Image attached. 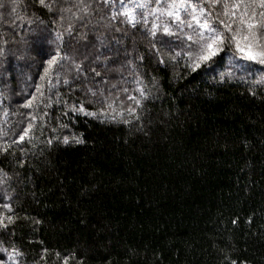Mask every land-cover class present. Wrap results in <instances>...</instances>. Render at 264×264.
<instances>
[{"label":"trees","instance_id":"obj_1","mask_svg":"<svg viewBox=\"0 0 264 264\" xmlns=\"http://www.w3.org/2000/svg\"><path fill=\"white\" fill-rule=\"evenodd\" d=\"M0 3V127L12 128L30 111L22 105L42 83L62 29L37 0H23L15 13L12 0ZM120 27L106 32L102 44L99 33L87 40L74 33L63 50L80 60L101 54L97 71L108 85L134 95L128 61L145 83L154 77L143 129L73 117L71 130L85 142L48 146L42 142L50 129L69 121L55 93L69 103L84 98L63 85L53 88V103L43 109L47 128L43 136L37 129V148L25 146V165L0 156L11 177L0 196L12 197L0 205L11 203L15 219L0 229L7 233L0 239L23 253L21 264H61L65 256L68 264H264V88L250 83L264 65L236 67L227 50L196 71L179 58L158 65L143 26ZM162 38L183 47L175 36L156 40Z\"/></svg>","mask_w":264,"mask_h":264},{"label":"snow or ice","instance_id":"obj_2","mask_svg":"<svg viewBox=\"0 0 264 264\" xmlns=\"http://www.w3.org/2000/svg\"><path fill=\"white\" fill-rule=\"evenodd\" d=\"M38 4L57 18L62 30L55 36L60 44L56 46L54 54L44 62L43 73L40 75L42 83L35 85V92L25 101L22 107L29 112L20 113L24 119L18 121L12 128L0 127V156H12L18 167L26 163L24 156L26 145L37 148L36 135H44L47 128L48 108L53 103L51 90L57 85H63L70 92L83 93V99L75 103L60 99L57 91L55 103L63 105V116L69 117L68 123L57 121V126L50 129L53 135L42 143L51 146L53 142L69 144H83L84 138L71 130L73 117H88L100 123L136 124L139 130L143 129L142 114L144 102L151 96L150 89L155 87V78L148 83L144 82L132 61H128L130 83L136 85L131 94L128 87L108 85V81L97 68L101 66V54L95 56V61L88 55L83 60L77 55L63 50L69 48L73 34L79 40H87L89 33H99L95 40L102 44V37L106 32H121V25L137 29L143 26V34L151 37L149 46L153 58L158 65L179 63L184 60V66L196 71L202 65L212 61L220 53L231 52L230 63L245 69L246 61L249 65H264V0H37ZM23 6V0H12V11ZM0 7H5L0 3ZM167 17V20L164 18ZM19 18V17H18ZM84 29L85 31H80ZM185 29L189 30L186 32ZM139 30V29H138ZM70 40L65 41L64 35ZM158 34L167 37L175 36L181 40L183 47L176 50L169 40H156ZM179 34V35H178ZM76 40V43H79ZM87 48V44L85 45ZM3 49H0V53ZM143 61L144 57H137ZM179 58V59H178ZM87 61V64H85ZM95 62V67L92 64ZM221 80L232 75L231 69L227 73H220ZM99 78V79H97ZM241 79H244L241 77ZM251 85L264 88V74L253 79ZM49 94H45V86ZM80 85L74 87V85ZM252 95L255 92L249 88ZM8 113L5 111L4 116ZM23 125V127H21ZM15 128H21L19 132ZM14 136L15 138H11ZM43 151V149H41ZM19 153V155H17ZM4 161L0 160V164ZM11 177L3 167H0V186L8 184ZM4 201L12 197L7 193L0 196ZM0 229L7 230L15 223L11 203L0 205ZM235 222V221H234ZM0 233V235H6ZM46 251V250H45ZM0 264H21L23 253L15 246L6 247L0 239ZM59 257V253H56ZM43 259V256L41 257ZM74 258V257H73ZM69 257H63L61 264H68ZM230 264H237L232 260Z\"/></svg>","mask_w":264,"mask_h":264}]
</instances>
